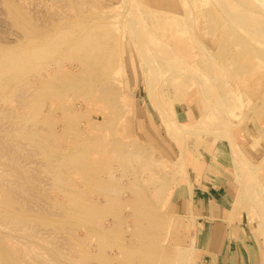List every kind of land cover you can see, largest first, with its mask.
Instances as JSON below:
<instances>
[{"label": "rangeland", "instance_id": "1", "mask_svg": "<svg viewBox=\"0 0 264 264\" xmlns=\"http://www.w3.org/2000/svg\"><path fill=\"white\" fill-rule=\"evenodd\" d=\"M138 1H140V7H143L144 5L145 7H147L144 12L142 10L134 8L136 13L138 10L139 13H137V15L140 14L141 18L139 16L137 17L133 8L130 6L129 0H0V57L1 55L18 56L24 53L23 51H26V49L29 47L30 39L39 40V37H42L43 35L41 30H43L45 27L53 29V25L60 24V22L62 21V23H66V21L76 22L78 19L88 20L92 18V15H100L103 11L106 13V17H108L109 21V25L107 24L106 28L110 29L109 31H111L117 37L115 41H117L120 36V38H122V35H125V44L123 45H127L129 47L128 51L136 57L135 61L133 60L134 70L128 71V75L126 68L124 69L125 73L124 71H122L121 73V69H116L113 73H111L112 76L108 74V76L110 77H104H107L106 82H96V84L93 85L94 87L92 86L91 88L83 90L82 93H80L79 95L76 94L77 91L72 88V86L67 85L61 89L63 90L62 92H46L37 95L36 93H31V91H29V87L27 85L29 78L27 77L28 75L25 71H22L21 77H19L18 74L15 77L10 78L11 75L14 76L15 74L8 73V66L6 68L4 67V70L3 68L0 69V215L1 217H7L8 219H16L15 221H22V223H27L29 226V233L28 231L25 233L26 237L25 234L21 235L22 238L20 239V241L17 242L15 241V239H7L8 244H10L16 249L18 248L20 264H77L78 262H75L74 260H76V257L78 256L80 251V254L82 255L83 259L82 264H140V262L143 261L144 257L150 258L151 256V258H153V264H189L190 261L193 262V257H195L196 253L193 247H191V249H188L186 248V246H184L186 240L185 236L183 235L184 238L182 239V241H180V246H177V244L172 241L173 236H175L177 233L179 234L180 232L183 234V230L188 229L185 224H189L190 221L187 217L172 214L170 210V205L175 196L180 191H182V188L184 186L186 187L190 185L189 171L192 170V164L197 159L213 161L215 160L213 155H215L216 153L228 157V164L229 166L231 165V171L233 172L232 179L230 178V181L232 187H234L233 190H235L236 193H240V180L242 181L244 177H256L257 188L254 191L255 196L252 193V197L244 196V198L241 199V196L237 193L236 203L237 208L242 209L248 216L250 223L253 226L255 225L259 233L263 248L262 254H264V225L262 223V218H260V210H258L257 203L255 202V200L257 199H255V197H258L260 200L262 198L264 199V167H261L259 169V172L257 173L258 177L255 175H249L246 177V175L244 176V170L240 171L232 160V150L233 148H236L245 157V159L247 157L245 161H247V165H252L250 167H254L257 164L256 160H259L260 157L261 159L258 161V165L262 166V164H264V162L261 161L263 160L262 155H264V134L260 131L264 129V108H262L263 111L260 112V114L259 112L255 113L253 111L255 110V108L258 107L259 102L262 105V100L259 101V98H261L260 96L263 95L262 93H264V90L263 92H261V94H258L257 90L254 89L256 88L255 82L264 84V56L262 55L260 57L257 55H253V62L256 64H262V67L256 70L245 68L243 65H246L244 64L245 61H247L248 63V59H245L246 56L244 58L239 56L243 53L241 51L243 50L241 48H244V46H242L244 45L242 44L243 42H246L247 47L252 45L251 48L248 47L252 52L257 51L262 52L264 54V36L259 34V37L257 38L256 35H252L253 38L251 39V35L248 34L250 36H247V34L245 33L248 31H246L248 27L252 28L251 25L256 26V24L260 21L259 19L262 20V18H264V6H262V4L259 2H256V4L255 2L252 3L250 2V0H248V3L245 2L246 4H244V1H242L241 3V1L238 0H234L233 3L230 0H227V3L226 0H220V2L218 0V3L217 0H198V2L197 0H187L189 1V3H187L189 4V9L194 10L196 7H198V9H195V12L199 10L206 11L195 14V18L192 20V22L183 26L184 30H187L180 31L179 33L180 35L182 34L183 39L186 40V42L182 44L183 39L182 36H180L179 34L177 35V37H179L177 39H179L181 43H177V39L173 42L171 41L170 35L172 34H169L171 32V29L165 28L163 24L169 20L170 15H172L173 13L177 14V10H179L180 13L183 12V9H181L183 7V2L181 4V1L178 0L180 4L178 2L174 4V6L172 7V11H170L172 14H167L165 18H162L161 15L158 14H161V11L167 8L166 5L157 2H153V5H149L146 0H142L143 2L141 0ZM223 1H225L224 4H227V7L229 6L228 1L229 4L230 2L231 4H233L234 8L230 6L228 7L230 9L232 7V9L237 10L238 8L236 6H242L241 8H243L244 6L243 9L245 11L247 10L250 14H246L247 12L244 13V10L241 9L243 10L242 14L236 13V15L239 14V16L235 15V17L240 20L237 22L234 15H231V13H229H233L234 10H230L227 7H224V10L223 8L221 9L220 5L223 4ZM261 1L264 3V0ZM141 2L142 4H140ZM218 4L219 6H217ZM224 4L222 5V7L224 6ZM234 4H236V6ZM247 6H252L254 9L252 7L247 8ZM159 9L161 10L159 11ZM250 9H252L253 11ZM239 11L240 10L235 12ZM132 12L135 15L132 14ZM226 13L228 15L230 14L229 16H232L234 18L229 17ZM113 14H115V16ZM150 14L152 15V17L155 15L154 18L155 20L157 19V21L153 20L154 22H156V25L154 26L157 29L155 28V31L150 32V34L152 33L151 36L149 34L148 36H150L151 38L158 37L159 39L163 40L164 42L159 39L155 40L153 38L155 40L154 42H157L158 45H163V43L166 45L165 48L167 51L164 50L163 53L167 54L168 56L166 55V57H164L165 55L160 52L163 51L162 48L164 47V45L162 46L161 50H159L158 47L160 48V46H158L156 43H152L154 47L152 45H149V48L151 49L152 47V49H157L158 52L157 50H153V52H160L162 53L161 55H163V57L159 59V57H157L158 54L153 53L150 50V52H152L151 54L154 55H152L153 57L150 59L146 58V61L147 65L151 64L150 67L149 65L148 67H152L153 70L154 66L157 64V67L155 66L156 68L154 70L156 74L153 73L154 71L152 69L151 71L152 75L154 74V77L155 75L157 77V73L160 75V78L157 80V84L160 86L161 91H169L171 90V88V91H174V95L170 94V101L168 100L171 106L173 105V109L175 107L176 111L174 113L176 116L174 117L177 118L178 114L180 117H183L187 113L188 103L190 102L202 101L203 107L206 109L208 106L207 111L209 110L207 113L204 109L206 116L203 113V120L199 119L198 122V119H196L191 124V128L188 127L185 128L186 130L184 129L185 132L183 133L181 140L176 139L173 136L168 139L166 136V130L164 128L165 125L163 124L161 116L158 112L154 113L152 111L153 104L151 103V100L147 93V87L145 85V82L143 81V75L145 73H143V65L141 64H143L144 62L140 57V52L133 47L132 42L128 38V36L130 37V34H132L131 36H134V26L135 24H138L137 21L142 20L144 16L149 17ZM252 14H257V16L255 17H258L259 19H254V15L252 16ZM156 15L160 17H156ZM246 15L248 16L246 17ZM250 15L252 18L250 17L249 19L248 17ZM130 17H133L132 19L135 18L137 21H135V19L132 20ZM244 19L245 23L247 24L244 23ZM256 19H258L259 21H257ZM130 20L135 23H132ZM254 20H256L257 22ZM250 21L252 23H250ZM254 23L256 24L254 25ZM260 23L259 26L264 27V22L260 21ZM190 24L194 26V29L192 28L191 32H193L194 30L195 33L190 32ZM244 24L247 26V28ZM114 25L116 27H113ZM200 25L205 27L207 38H200L199 47L196 42L197 39L193 38L192 36H197L196 26ZM238 25H242V27ZM187 26L189 29L187 28ZM143 27L146 28L145 25H143ZM130 31L133 33H131ZM164 31L166 32V34ZM182 32H184V34ZM189 32L192 36L189 35ZM153 33L155 36L153 35ZM168 36L170 38L169 40L167 39ZM238 37H242V39L240 38L241 44L239 43ZM191 38H193V40L196 39L194 40L195 42L193 41V44L192 40H190ZM247 38L248 41L252 40V44L250 41H247ZM175 44H185L187 48L183 51V53L181 51L179 53ZM211 44H213L212 47ZM217 44L223 47V49L221 50L222 54H217V56L214 57L211 55V49L215 45L217 46ZM123 45H121L122 47L120 51V53L122 54L124 53ZM155 46L158 47L156 48ZM172 47H175L176 51H174ZM204 48L207 50V52ZM239 48L241 50H239ZM194 49L199 51L200 56L197 55L198 52L196 53ZM192 50L196 54L191 53ZM201 54H204L203 57H205L203 59L205 60L201 59ZM209 54L211 55V57ZM226 55L228 58L226 57ZM196 56L199 57L197 58ZM154 57H157L158 61L157 59H154ZM172 57L175 59H173ZM178 57L179 59H184L180 60H182V64L186 63V67L184 65L181 66L180 60H176L178 59ZM206 57L208 58V60ZM163 58L168 59L170 65H167L168 63ZM44 60L43 62L35 63V72L30 75L34 78V80H39L38 78L41 75L44 76L43 74L46 75V73L47 75L49 73V75H51L53 72H57L58 74H60L69 71L70 68H72L70 70L71 72L78 69L77 62L72 59H62V64L60 66L52 58L45 60H48V62H46L47 64ZM211 60L215 63L217 62L220 68L225 65V69L222 68V72L220 71L221 74L223 73L222 75H224L225 73L227 74H225L223 79H221L223 76L221 77L220 74H218L221 77L220 78L218 76L221 80H215V78H217V75L215 76V74H217L216 72H218L217 70H219V68L217 67L218 65L215 63L214 65ZM227 60L228 62H225L224 64V61ZM152 61H154V66ZM189 61H191L190 64ZM193 61L195 62L194 64H196L198 61V64L192 65ZM159 63V66L161 67H158ZM211 63L216 67V69H218L212 70L214 66L211 65ZM177 64H179V66ZM190 65L191 69L194 67V69H192L194 70V75H192V70H188L190 69ZM175 67L182 68H177V71ZM157 68L159 70L158 72H156ZM184 68L185 70L190 71L189 73H186V76H184L185 74H183ZM199 68H201L200 71ZM207 68L212 69L208 70ZM166 69H168V73ZM170 69L173 71H171ZM227 69L229 71H227ZM232 70H234L235 73L237 72L236 76L238 77V79L236 78ZM151 71L148 72V74H151ZM160 71L161 74H164L166 72L167 75L166 73L164 75H161L159 73ZM213 71L215 74L213 73ZM134 72H136V75L133 74ZM201 73H203L204 76L207 74L205 77H207L208 79L211 73H213L214 75L211 74V79L207 81V78L203 79V75H201ZM228 74L230 76H234H229L228 78ZM22 75L26 78H23ZM170 75L174 76L173 79H169ZM144 76H146V74ZM162 76H164L165 78L163 77L161 79ZM193 76L195 77V79ZM213 76H215L214 79ZM199 77L201 78V80H199ZM12 78L13 80H11ZM14 78H17V84H15L16 80ZM18 78H20V81L18 80ZM124 80L126 81L125 84L123 83ZM128 80L132 81L129 82ZM159 80H162L164 82L167 80L169 82H167L166 85V82L163 83ZM171 80L174 83H171ZM214 81H216V83ZM161 82L165 85H162ZM175 82L177 84H175ZM225 82L228 85V89ZM206 83H211V86L209 84L207 85ZM107 84L112 86V90L113 88H115V97H111V93L108 87L107 89L103 90L105 88V85ZM201 85L203 86L202 88ZM162 86H164L165 88H163ZM209 86L211 87V90L213 88L212 91L208 89ZM236 87L237 90H235ZM176 88L177 91H175ZM222 88H224L225 91L223 90V92L225 93H222ZM121 89L123 90V92H121ZM226 89L229 92H227ZM233 90H235L236 92ZM102 91L108 92L110 94L108 97L109 103L103 100L102 97L105 95L102 94ZM234 92L237 98L236 100L235 97H231V94H233ZM245 93L248 94L245 95ZM117 94L119 95V97ZM205 94H208V97ZM223 94L228 98L223 97ZM243 94L245 96H243ZM28 96L31 98H29ZM165 96L167 97L168 94ZM204 96L207 98H204ZM220 96L222 97L219 98ZM241 96L242 99L239 98ZM110 97L114 100L116 98L115 103H118L120 107L122 105V109L120 108L118 110L114 108V106L111 104V99H109ZM214 98H216L217 100ZM237 100H239L240 102ZM217 101H219L220 103L222 101L223 106H220L222 105V103H219V105L218 103L215 104V102ZM233 101L237 102L233 103ZM225 102H228V104L226 103L225 105L226 107L224 106ZM227 105L230 107H228ZM136 108L143 110L149 117L152 111L154 117L156 118L155 121L157 122L158 127L163 128V134L165 135L166 139H168V141L170 140V142L168 143L175 151L174 154L176 156V159H174V163L172 161L166 162V158H163L164 155H162L158 151V147H154L153 145H151L143 137L140 136L138 130H134V124L136 125L137 116L138 114L140 115V112L137 111L138 109L136 110ZM116 110L117 112H119L117 113ZM219 110L220 112H218ZM224 110H226L227 112ZM228 110L233 111L229 112ZM216 112L218 113L216 114ZM222 112L224 113L225 117ZM220 113L222 118L219 115ZM115 115H117V117ZM217 116H219L220 118ZM223 118L225 120H223ZM91 121L93 123H91ZM221 122L224 123L222 124ZM225 122L226 124L228 122V124L231 125L229 126L230 128L228 127V124H225ZM221 124L223 126H221ZM223 127H226L225 129H227V131H225L228 134L230 132H233L230 133L229 136L227 135V138L230 142L226 139V137H224L227 133L225 135H222ZM128 128L133 129L131 131ZM213 128H215L216 133H214L215 131ZM230 129H232V131ZM218 130L220 135L217 133ZM246 132L249 133V138L246 136ZM243 136L245 139L243 138ZM78 141L88 142L85 144V146H75L76 148L73 149L74 145ZM254 142L262 143L261 148L259 149V155L257 154L253 158L248 155L247 149L251 147V145H253L252 143ZM180 144L182 145L180 146ZM145 145H147L148 148ZM138 147L143 149H137ZM115 152L119 153L120 155ZM78 153H85V155H87L88 161L92 162H90V166L84 168L83 171L80 167L72 163L74 160V156H76ZM127 153H130L132 155ZM126 154L128 155V157H126L127 159L125 158ZM133 154L140 156V158L136 156L138 158L137 159L134 155L137 161H139V159L143 157L141 159L142 162L140 160L134 165L133 162L135 163V158L133 157ZM112 156H114L117 161L123 158L122 160H120V163L122 164H120L116 160L114 161L115 158L113 159ZM129 156L132 158V164L128 161L130 160ZM143 159L145 160L144 162ZM126 160L129 162V165ZM148 160H151L156 164L152 162V165L150 164V162H148ZM133 165L134 168L136 166L137 167L135 168V170H132V173L131 169L129 168L133 169ZM147 166L150 170L147 169ZM90 167L92 169H90ZM109 167L110 169H108ZM178 168L180 171L181 169H183L184 172L181 171V173L183 172L182 175L179 170L178 172L177 170H174ZM99 169L101 171H98ZM205 170L206 169L203 168L199 172L204 173ZM134 171L136 172V176L138 175L137 177L135 176ZM95 172L99 173L96 174ZM113 175L115 177H113ZM236 175H239L238 177H241L242 179L239 178L240 180L238 181ZM95 176H97L99 179H97V177L95 179ZM108 177H110V180H112V182L109 181ZM90 178L91 180H88ZM105 179L108 180L105 182ZM150 182H153L154 184H151ZM11 185H17L18 187L20 186V192L23 189L24 193H18L17 191L16 194L15 192H13V195L11 194L12 202L7 203L6 200L3 198L2 192L6 193L8 187H10ZM107 189H113V192L115 191V193H112ZM155 189L158 190L156 191ZM80 190L82 191L80 192ZM154 190L158 193H155ZM253 201L255 203H253ZM143 208L146 211L143 210ZM140 209H142L145 213L142 214V216H137L138 210ZM86 211L90 213L89 219L91 220L92 218V225L86 223H81V225H77V221L80 222L81 219L84 220L83 217L85 218L86 215L84 214L86 213ZM91 216H93L94 218ZM126 221L129 224H125ZM131 221H133L134 223ZM130 223H132V225ZM138 225L141 228H138ZM105 228L109 229L107 230L108 232H105ZM8 229L10 228H4V226L0 224V235H13L14 232ZM30 234H33L35 236L33 237ZM13 236L16 237L15 234ZM142 237L144 238V240H148V242L154 244H150L152 250L150 248L148 249L147 247L146 249L138 247V244L136 243L138 242V239H142ZM108 239H111L110 242L113 240L112 243H110ZM131 241L133 243H131ZM126 245L130 246L126 247ZM25 247H31L33 251L30 252V250H28V252H25ZM55 248L58 251H56ZM168 249H173L174 254H169ZM51 251L53 252V254ZM127 251L134 252L132 254V258L126 257ZM161 254L162 257L160 258ZM174 258H177L176 261L174 260ZM159 259H161L160 262H158Z\"/></svg>", "mask_w": 264, "mask_h": 264}, {"label": "bare ground", "instance_id": "2", "mask_svg": "<svg viewBox=\"0 0 264 264\" xmlns=\"http://www.w3.org/2000/svg\"><path fill=\"white\" fill-rule=\"evenodd\" d=\"M142 1V0H141ZM147 1V3L149 4V5H153L154 3L153 2H157V3H160V4H164V5H166L167 6V8L165 9V10H163V11H161L162 13L161 14H158V15H161V17L162 18H165V16L167 15V14H172L170 11H172V7L174 6V4H176V2H178V0H146ZM179 1H181L180 3L182 4V2H183V4H182V8L181 9H183V12L182 13H180L179 12V10H177V14H172V15H170V18H169V20L167 21V22H165L164 24H163V26L165 27V28H169V29H171V32L169 33V34H172V35H170V37H171V41L173 42L174 40H176L177 38H179V37H177V35L180 33V31H183L184 30V27L183 26H185V25H187V24H189V23H191L192 22V20L195 18V14H197V13H199V12H205L206 10H202V11H197V12H195V9H198V7H196L194 10L193 9H189V4H187V3H189V1H187V0H179ZM203 1V0H202ZM232 3L234 2V0H230ZM238 1H241V3H242V1H244V4H246L245 2H249L248 0H238ZM139 2L140 1H138V0H129V3H130V6L133 8V10H134V8L135 9H139V10H142L143 12L145 11V9H147V7H145V5L143 6V7H140L139 6ZM143 2V1H142ZM142 2L140 3V4H142ZM197 2H198V0H197ZM216 2V1H215ZM219 2H220V0H219ZM231 2H230V4H231ZM250 2H255V4H256V2H259V3H261L262 4V6H264V3L261 1V0H253V1H251L250 0ZM179 3V2H178ZM179 3V4H180ZM205 3V2H204ZM208 3V2H207ZM217 3H218V0H217ZM217 3H215V4H217ZM225 3V1H223V4ZM226 3H227V0H226ZM200 4V3H199ZM223 4H221L220 6H221V9L223 8V10L227 7V4H224V6L222 7V5ZM229 4V1H228V7H230V6H232L233 8H234V6H233V4H231L230 5ZM254 4V5H255ZM261 4H259V5H261ZM235 6H236V4H234ZM247 5H249V4H247ZM251 5V4H250ZM257 5H258V3H257ZM129 6V7H130ZM212 6V5H211ZM217 6H219V4L217 5ZM115 7V6H114ZM130 7V8H131ZM225 7V8H224ZM227 7V8H228ZM232 7H231V9H232ZM238 9L236 10V9H232V10H234V12L232 13V12H229V13H231V15H234V17H235V15H236V13H240V14H242V11L244 10L243 8H244V6H243V8H241V7H238V6H236ZM248 7H252V6H247V8ZM152 8V7H151ZM246 8V9H247ZM253 8V7H252ZM106 9V8H105ZM153 9H155V8H153ZM164 9V8H163ZM228 9H230V8H228ZM230 9V10H231ZM241 9H243V10H241ZM254 9V8H253ZM111 10V9H110ZM131 10V9H130ZM155 10H157V9H155ZM161 9H159V11H160ZM223 10H221V11H223ZM227 10V9H226ZM225 10V11H226ZM238 10H240L239 12H235V11H238ZM250 10H252V9H250ZM83 11V10H82ZM102 11V10H101ZM100 11V12H101ZM174 11H175V9H174ZM253 11V10H252ZM96 12V11H95ZM134 12H135V10H134ZM143 12H141V13H143ZM157 12V11H156ZM244 13H246V14H250L247 10L245 11H243ZM87 13V12H86ZM85 13V14H86ZM110 13V12H109ZM136 13V12H135ZM137 13H139L138 12V10H137ZM137 13H136V15H137ZM145 13H147V12H145ZM144 13V14H145ZM223 13V12H222ZM227 13H228V11H227ZM226 13V14H227ZM243 13V14H244ZM108 14V13H107ZM132 14H134L133 12H132ZM131 14V15H132ZM225 14V15H226ZM114 16H115V14H113ZM129 15V14H128ZM135 15V14H134ZM133 15V16H134ZM147 15V14H146ZM228 15V14H227ZM230 15V14H229ZM228 15V16H229ZM245 15V14H244ZM243 15V16H244ZM248 15H246V17L248 16ZM254 14H252V16H253ZM82 16V15H81ZM94 15H92V18H90V19H88V20H80V19H78L76 22L74 21V22H67L66 21V23L64 22V23H62V22H60V24H55V25H53V29L52 28H47V27H43L44 29L43 30H41L42 31V33H43V35H42V37L40 36L39 37V40H34V39H30V42H29V47L26 49V51H23L24 53H22V54H20V55H18V56H15V55H5V56H3V55H1V57H0V69L1 68H3V70H4V67L6 68L7 66L9 67V69H8V73H12V74H15L14 76L13 75H11V74H9V75H11L10 76V78L11 77H15L16 75H18L19 77H21V74H22V71H25L26 72V74L28 75H26L28 78H29V80H28V83H27V85H28V87H29V91H31V93H36L37 95H40V94H43V93H46V92H58V91H63V90H61L64 86H72V88H74L76 91H77V95H79L80 93H82V91L83 90H85V89H88V88H91L94 84H96V82H106V78H104L105 76H108V74L109 75H111V73H113L114 72V70H116V69H121V73H122V71H124V69L126 68L127 69V75H128V71H132V70H134V67H133V60L135 61V59H136V57H135V55H133V54H131L128 50H129V47L127 46V45H123V44H125L124 43V39L126 38V36L125 35H122V38H120V40H119V38L117 39V41H115L116 40V36L111 32V31H109L110 29H108V28H106V25L109 23V21H108V17H106V13L103 11L100 15H96L95 14V16L93 17ZM140 17L141 18V16H140V14L139 15H137V17ZM142 16H144V15H142ZM236 16H239V14L238 15H236ZM255 16H257V14L256 15H254L253 17H254V19L255 18H258V17H255ZM258 16H260V15H258ZM112 17V16H111ZM136 17V16H135ZM155 15L152 17V15L150 14V16L148 17H143V19L142 20H140V21H137L135 18V21H137L138 22V24H135V26H134V36H131L132 34H130V37L128 36V38H129V40L132 42V45H133V47L135 48V49H137L139 52V54H140V57L142 58V60H143V64H141V65H143V73H145L146 74V76H144L143 74V81L145 82V85H146V87H147V93H148V96H149V98H150V100H151V103L153 104V112L154 113H156V112H158L159 113V115L161 116V119H162V121H163V124L165 125V130H166V136H167V138L168 139H170V137H174V138H176V139H182L181 137L183 136V133L185 132V128H188V127H192L191 126V124L196 120V119H198V122H199V119L201 120H203L204 119V117L202 118V116H204L205 115V111L208 113V111H207V108H208V106H207V108L205 109L204 107H203V102L202 101H197V102H190V103H188V110H187V113L183 116V117H180L179 116V114H178V117L177 118H175L174 116H176L175 115V107H174V109H173V105L171 106V104H170V94L172 95H174V91L172 92L171 90H172V88H171V90H164V91H161V89H160V86L157 84V80L160 78V75L157 73V77H156V75H155V77H154V74L152 75V71H151V69L153 70V68L151 67V68H149L150 67V65L151 64H148L149 65V67H148V65H147V59L146 58H152L153 56L152 55H154V54H151L152 52H153V50H155V49H152V47H151V49L149 48L151 45H152V43H156L157 45H158V43L157 42H154L155 40H157V39H159L158 37L157 38H154V37H150L151 36V34H150V32H152V31H155V26L154 25H156L155 23L156 22H154V21H157V19L155 20ZM156 17H160V16H157L156 15ZM229 17H231V18H234V17H232V16H229ZM250 17H251V15L248 17L249 19H250ZM262 17V16H261ZM73 18V17H72ZM84 18V17H83ZM131 18V17H130ZM133 18V17H132ZM131 18V19H132ZM252 18V17H251ZM134 19H132V20H134ZM230 19V18H229ZM235 19L237 20V22L238 21H240V20H238V18H236L235 17ZM259 19V18H258ZM256 19L257 21H263L264 22V18H262V20L261 19ZM132 20H130L132 23H135V22H133ZM154 20V21H153ZM234 20V19H233ZM235 20V21H236ZM256 20H254V21H256ZM72 21V20H71ZM111 21V20H110ZM160 21V20H159ZM244 21V23H245V19L243 20ZM252 21H253V19H252ZM256 21V22H257ZM260 21H259V23H260ZM127 22V21H126ZM141 22V23H140ZM153 22H154V24H153ZM111 23V22H110ZM131 23V24H132ZM242 23V22H241ZM250 23H252L251 21H250ZM259 23H254V25L256 24V26H253V25H251V27L252 28H247V26L245 25V24H247V23H245L244 25L246 26V31L247 32H245L246 34H247V36H250L251 35V39L253 38L252 37V35H256L257 36V38L259 37V34L260 35H263L264 36V27H262V26H259ZM262 23V22H261ZM261 23H260V25H261ZM114 24V23H113ZM127 24H129V23H127ZM237 24V23H236ZM264 24V23H263ZM109 25V24H108ZM112 25V24H111ZM143 25H145L146 26V28L145 27H143ZM159 25V24H158ZM32 26V25H31ZM132 26V25H131ZM193 25H191L190 24V27H191V29H190V32L192 31V28L194 29V26L192 27ZM238 26H240V27H242V25H238ZM249 26V25H248ZM110 27V26H109ZM113 27H116L115 25L113 26ZM112 27V28H113ZM120 27H121V24H120ZM123 28V27H122ZM133 28V27H132ZM186 28V27H185ZM187 28H188V26H187ZM40 29H41V27H40ZM105 29H108V30H105ZM116 29V28H115ZM131 29V28H130ZM157 29V28H156ZM189 29V28H188ZM241 29V28H240ZM164 30V29H163ZM176 30V31H175ZM185 30H187V29H185ZM184 30V31H185ZM35 31H37V30H35ZM114 31V30H113ZM132 31V30H131ZM130 31V32H131ZM242 31V30H241ZM34 32V31H33ZM157 32V31H156ZM165 32V31H164ZM177 32V33H176ZM188 32V31H187ZM190 32H189V35H190ZM131 33H133V32H131ZM183 34H184V32H182ZM191 33H195L194 32V30H193V32H191ZM196 33H197V36L195 35V36H192V35H190V36H192L193 38H196L197 39V44H198V46L200 47V38L202 39V38H204V39H206L207 37H206V32H205V27L204 26H202V25H200V26H196ZM235 33V32H234ZM136 34V35H135ZM137 34H139V35H137ZM148 34L150 35V36H148ZM156 34V33H155ZM165 34H166V32H165ZM248 34H250V35H248ZM127 35V34H126ZM153 35H154V33H153ZM152 35V36H153ZM180 35V34H179ZM186 35V34H185ZM245 35V34H244ZM243 35V36H244ZM137 36V37H136ZM147 36H148V38H147ZM155 36V35H154ZM180 36H182V34L180 35ZM187 36V35H186ZM255 36V37H256ZM246 37V36H245ZM155 40H154V39ZM162 38V37H161ZM189 38V37H188ZM187 38V39H188ZM193 38H191L190 40H192V44H193V41L194 40H196V39H194L193 40ZM239 39V43H240V40L242 39V37H238ZM241 38V39H240ZM248 38H250V37H248ZM248 38H247V41H248ZM163 39V38H162ZM166 39V38H165ZM168 40L170 39L169 38V36H168V38H167ZM182 39H183V36H182ZM181 39V40H182ZM119 40V41H118ZM159 40H161V39H159ZM184 40V39H183ZM183 40H182V44L183 43H185L186 42V40H184V42H183ZM190 40H188V41H190ZM161 41H163V40H161ZM250 42L252 41V40H249ZM248 41V42H249ZM159 42V41H158ZM164 42V41H163ZM167 42H169V41H167ZM176 42V41H175ZM174 42V43H175ZM181 43L180 41H179V39H177V43ZM195 42V41H194ZM173 43V44H174ZM189 44V43H188ZM191 44V43H190ZM195 44V43H194ZM241 44V43H240ZM242 44H244V45H242V46H244V48H241V49H243V50H241L240 48H239V50H241L240 52L242 53V54H240L239 56L240 57H242V58H244L245 56V59L247 58L248 59V63H247V61H245L244 62V64H246V65H243L245 68H250V69H254V70H256V69H260L261 67H262V64H256V63H254L253 62V60H254V56L253 55H257V56H264V54L262 53V52H257V51H251L250 50V48H251V46L252 45H250V46H248V47H250V48H248L247 46H246V42H243ZM251 44H252V42H251ZM121 45H123V47H124V53L122 54V53H120V51H121ZM150 45V46H149ZM155 45V44H154ZM164 45V47L162 48V46ZM163 45H158V46H160V48L158 47V49L159 50H161V48L163 49V51H160V52H164V50H166V45L163 43ZM176 45V44H175ZM153 46V45H152ZM177 47V50L179 51V53H180V51L183 53V51L187 48L186 47V45L184 44V45H179V44H177L176 45ZM213 46V44H211V47ZM255 46V45H254ZM154 47V46H153ZM156 47V46H155ZM156 47V48H157ZM215 47V48H214ZM211 50V55L212 56H217V54H222V49H223V47L222 46H220V45H218L217 44V46L215 45ZM165 48V49H164ZM173 48V47H172ZM192 48V47H191ZM255 48V47H254ZM174 49V51H176V49H175V47L173 48ZM205 49V48H204ZM258 49V48H257ZM150 50L152 51V52H150ZM157 50V49H156ZM155 50V51H156ZM172 50V49H171ZM200 50V49H199ZM202 50V49H201ZM206 50V49H205ZM153 52V53H156V52ZM167 51V50H166ZM165 51V52H166ZM173 51V50H172ZM187 51V50H186ZM194 51L197 53L198 52V54L197 55H199L200 56V54H199V51H197V50H195L194 49ZM248 51V52H247ZM137 52V51H136ZM157 52H158V50H157ZM156 53V54H158V56L157 57H159V59L161 58V57H163V55H165L164 57H166V55L167 54H164L163 53V55H161L162 53ZM169 52V51H168ZM191 52V51H190ZM195 52H193V50H192V52L191 53H194V54H196ZM206 52H207V50H206ZM169 53H171V52H169ZM174 53H176V52H174ZM251 53V54H250ZM172 54V53H171ZM178 54V53H177ZM206 54V53H205ZM260 54V55H259ZM161 55V56H160ZM184 55V54H183ZM202 55V58L201 59H203L204 57H203V55L204 54H201ZM210 55V54H209ZM211 55H210V57H211ZM149 56H151V57H149ZM168 56V55H167ZM179 56V55H178ZM198 56V57H199ZM157 57L155 58L154 57V59H157ZM180 57H181V54H180ZM185 57V56H184ZM187 57V56H186ZM197 57V56H196ZM197 57V58H198ZM209 57V58H210ZM226 57H227V55H226ZM54 59L56 62H57V64L60 66L61 64H62V59H72V60H74V61H76L77 62V64H78V69H76L75 71H70L72 68H70V72L69 71H66V72H63V73H60V74H58L57 72L56 73H52L51 75H47V73H46V75L45 74H43L44 76H40L38 79L39 80H34V78L32 77V76H30L31 74H33V72H35L34 70V65H36L35 63H37V62H43V60L45 59ZM171 58V57H170ZM173 58V57H172ZM207 58V57H206ZM228 58V57H227ZM227 58H225V59H227ZM140 59V58H139ZM138 59V60H139ZM154 59H152V60H154ZM163 59H165L166 60V62L168 63L167 65H170L169 63V61H168V59H166V58H163ZM173 59H175V58H173ZM180 59H182V58H180ZM179 59V57H178V59H176V60H180ZM193 59H194V57H193ZM44 60V61H45ZM175 60V61H176ZM182 60H184V59H182ZM182 60H180V63H181V66L182 65H184L185 67H186V63L185 62H183V63H185V64H182ZM197 60V59H196ZM199 60V59H198ZM203 60H205V59H203ZM207 60H208V58H207ZM54 61V62H55ZM157 61H158V59H157ZM159 61H161V60H159ZM195 61V60H194ZM193 61V63H192V65L196 62H194ZM46 62H48V60L47 61H45V63ZM142 62V61H141ZM140 62V63H141ZM149 62V61H148ZM156 62V61H155ZM172 62H173V60H172ZM190 62L191 61H189V64H190ZM200 62V61H199ZM207 62V61H206ZM211 62H213L212 60H211ZM225 62H228V60L227 61H224V64H225ZM150 63V62H149ZM152 63H153V66H154V61H152ZM178 63V62H177ZM209 63V62H208ZM215 62H213V64H214ZM223 63V62H222ZM19 64H21V65H19ZM47 64V63H46ZM156 64V63H155ZM196 64H198V61H197V63ZM196 64H194V65H196ZM200 64V63H199ZM202 64V63H201ZM212 63H211V65H213ZM215 64H217V62L215 63ZM214 64V65H215ZM157 65V64H156ZM155 65V66H156ZM160 65V63L158 64V67H161V66H159ZM178 66H179V64H177ZM207 65H209V64H207ZM213 65V66H214ZM218 65V64H217ZM216 65V66H217ZM221 65V64H220ZM154 66V70H155V68L157 67H155ZM175 66H176V64H175ZM189 66V65H188ZM204 66H205V64H204ZM212 66V67H213ZM225 66V65H224ZM224 66H222V68H224ZM43 67V66H42ZM75 67V66H74ZM77 67V66H76ZM149 68V70H148V68ZM197 67V66H196ZM195 67V68H196ZM200 67V66H199ZM208 67V66H207ZM218 68H219V70H217L216 69V67L214 66V68L212 69V68H209V69H212V70H214V69H216L218 72H216L217 74H215L214 73V71H213V73L215 74V76L217 77V78H215V76H213V79L215 78V80L216 81H218V79H220L222 76V78L221 79H223L224 78V76H225V74L224 75H222L221 74V72H222V68H220L219 67V65L217 66ZM163 68V67H162ZM167 68H170V67H167ZM176 69L177 68H179V67H175ZM180 68H182V67H180ZM179 68V69H180ZM187 68H189V67H187ZM45 69H46V67H45ZM48 69V68H47ZM165 69V68H164ZM172 69V68H171ZM170 69V70H171ZM174 69V68H173ZM192 69H194V67L192 68ZM191 69V65H190V69H188V70H192ZM198 69V68H197ZM200 69L201 68H199V71H200ZM208 69V68H207ZM208 69V70H209ZM225 69V68H224ZM119 70H118V73H119ZM153 70V71H154ZM163 70V69H162ZM161 70V71H162ZM168 69H166V71H167ZM183 70V69H182ZM188 70H185V68H184V73L183 74H185L184 76H186V73H189L190 71H188ZM212 70H211V72H212ZM55 71V70H54ZM151 71V74H148V72H150ZM159 70H158V68H157V71L156 72H158ZM161 71L159 72L160 74H161ZM165 71V70H164ZM171 71H173V70H171ZM170 71V72H171ZM177 71H178V69H177ZM177 71H176V73H177ZM221 71V72H220ZM227 71H229L228 69H227ZM233 71V73H234V75L236 76V73L234 72V70H232ZM232 71H231V73H232ZM21 72V73H20ZM25 72H23V73H25ZM60 72H61V70H60ZM115 72H117V71H115ZM169 71H167V73H168ZM39 73V72H38ZM41 73H42V71H41ZM120 73V74H121ZM124 73H125V71H124ZM153 73H155V71L153 72ZM166 73V72H165ZM164 73V74H165ZM167 73H166V75H167ZM203 73H205V72H203ZM203 73H201V75H203V79L204 78H207V77H205L204 76V74ZM206 73H207V71H206ZM209 73H210V71H209ZM213 73H211V74H213ZM5 74H6V72H5ZM40 74V73H39ZM115 74H117V73H115ZM114 74V75H115ZM134 75H136V72H134L133 73ZM156 74V73H155ZM163 74V73H162ZM161 74V75H162ZM163 74V75H164ZM172 74V73H171ZM174 74V73H173ZM191 74V73H190ZM195 73H194V70H192V75H194ZM197 74H200V73H197ZM196 74V75H197ZM211 74H210V76H211ZM213 74V75H214ZM218 74H220V76L218 75ZM239 74V73H238ZM1 75H3V74H1ZM169 75V74H168ZM175 75H177V74H175ZM189 75V74H188ZM227 75V74H226ZM234 75H231V76H234ZM240 75V74H239ZM238 75V76H239ZM5 76V75H4ZM17 76V77H18ZM23 76V75H22ZM112 76V75H111ZM116 76H118V75H116ZM171 76V75H170ZM169 76V79H173V77L174 76H171L170 77ZM181 76V75H180ZM179 76V77H180ZM183 76V75H182ZM191 76V75H190ZM210 76H209V79L207 78L206 80L207 81H209L211 78H210ZM220 78H219V77ZM229 74H228V78H229ZM230 76V77H231ZM7 77H8V75H7ZM108 77H110V76H108ZM120 77V76H119ZM134 77V76H133ZM164 76H162L161 77V79L163 78ZM178 77V76H177ZM188 77V76H187ZM186 77V78H187ZM194 77V76H193ZM23 78H26V77H24L23 76ZM22 78V79H23ZM115 78V77H114ZM155 78V79H154ZM165 78V77H164ZM226 78V77H225ZM236 78L238 79V77L236 76ZM240 78V77H239ZM15 79V78H14ZM17 79V78H16ZM15 79V80H16ZM22 79H21V81H22ZM33 79V80H32ZM117 79V78H116ZM127 79V78H126ZM181 79V78H180ZM193 79V78H192ZM194 79H195V77H194ZM220 79V80H221ZM11 80H13V78L11 79ZM14 80V81H15ZM18 80L20 81V78H18ZM111 80V79H110ZM113 80V79H112ZM168 80V79H167ZM162 81V80H159V81H162L163 83H165L166 85H167V82H169V81ZM177 80V79H176ZM176 80H174V81H176ZM199 80H201V78L199 77ZM241 80V79H240ZM114 81V80H113ZM129 82H131L132 80H128ZM172 81V80H171ZM197 81V80H196ZM213 81V80H212ZM216 81H214L215 83H216ZM17 80H16V83L15 82H13V83H15V84H17ZM161 82V83H162ZM178 82V81H177ZM198 82V81H197ZM228 82V81H227ZM237 82H239V81H237ZM255 82V81H254ZM124 84L126 83V81L124 80V82H123ZM162 83V85H165V84H163ZM171 83H174L173 81L171 82ZM213 83V82H212ZM215 83H213V84H215ZM226 83V82H225ZM256 83V85H255V89L254 90H257V93L258 94H261V92H263V90H264V84L263 83H258V82H255ZM175 84H177L176 82H175ZM207 84V83H206ZM209 85L211 84V83H208ZM207 84V85H208ZM231 84V83H230ZM120 85V84H119ZM206 85V86H207ZM216 85V84H215ZM214 85V86H215ZM226 85H227V83H226ZM232 85V84H231ZM240 85V84H239ZM121 86V85H120ZM169 86V85H168ZM167 86V87H168ZM171 86H172V84H171ZM170 86V87H171ZM211 86V85H210ZM208 87V89L209 90H211V87ZM213 86V85H212ZM225 86V85H224ZM235 86V85H234ZM94 87V86H93ZM107 87H108V89H109V91H110V93H111V97H115L116 96V91H115V88H113V90H112V86H110L109 84H107V85H105V88L103 89V90H105V89H107ZM163 88H165L164 86H162ZM203 86L201 85V88H202ZM233 87V86H232ZM239 87V86H238ZM162 88V89H163ZM200 88V89H201ZM225 88V87H224ZM224 88H222V93H225V92H223V90H224ZM241 88V87H240ZM93 89V88H92ZM118 89H119V87H118ZM170 89V88H169ZM227 89H228V85H227ZM226 89V91L227 92H229L228 90ZM233 89V88H232ZM91 90V89H90ZM173 90H174V87H173ZM203 90V89H202ZM212 90H213V88H212ZM211 90V91H212ZM235 90H237V87L235 88ZM235 90H233V91H235ZM175 91H177V88H176V90ZM204 91V90H203ZM202 91V92H203ZM225 91V90H224ZM232 91V90H231ZM241 91V90H240ZM103 92V91H102ZM121 92H123V90L121 89ZM236 92V91H235ZM235 92L233 93V94H231L232 96L231 97H235V100L237 99L236 98V96H235ZM248 92H249V90H248ZM13 93H14V91H13ZM22 93V92H21ZM209 93H210V91H209ZM102 94H104L105 96H103L102 98H103V100L104 101H106V102H108L109 103V101H108V97H109V93L108 92H103ZM168 94V96L166 97L165 95H167ZM213 94V93H212ZM237 94V93H236ZM248 93H245V95H247ZM263 95L262 96H260L261 98H259L260 100L259 101H261V103H262V105L260 104V102H259V105H258V107L257 108H255V110H253L255 113H258L259 112V114H260V112H262L263 111V109L262 108H264V93H262ZM23 95V94H22ZM32 95V94H31ZM30 95V96H31ZM114 95V96H113ZM118 95V94H117ZM122 95V94H121ZM120 95V96H121ZM176 95V94H175ZM207 97H208V94H205ZM214 95V94H213ZM212 95V96H213ZM221 95V94H220ZM226 95V94H225ZM240 95H241V92H240ZM244 94H243V96H245ZM102 96V95H101ZM215 96V95H214ZM227 96H229V95H227ZM29 97V96H28ZM109 98V99H111V104L114 106V108H116V109H120L121 107H123L122 105H121V107H120V105L117 103H115V101H116V98H115V100L113 99V98ZM118 97H119V95H118ZM117 97V98H118ZM207 97H205L204 96V98H207ZM216 97V96H215ZM222 96H220L219 98H221ZM223 97H225V98H228V97H226V96H224V94H223ZM29 98H31V97H29ZM96 98V97H95ZM173 98V97H172ZM174 98H176V97H174ZM239 98H241L242 99V96L241 97H239ZM238 98V99H239ZM244 98V97H243ZM113 99V100H112ZM213 99V98H212ZM214 99H216V98H214ZM231 99V98H230ZM169 100V101H168ZM211 100V99H210ZM217 100V99H216ZM224 100V99H223ZM244 100V99H243ZM135 101V100H134ZM213 101V100H212ZM227 101V100H226ZM237 101H239V100H237ZM236 101V102H237ZM245 101V100H244ZM99 102V101H98ZM105 102V103H106ZM169 102V103H168ZM229 102V101H228ZM228 102H225V104H224V106L226 105V103L228 104ZM235 101H233V103H236ZM240 102V101H239ZM78 103H80V102H78ZM218 103V105H219V101H217V102H215V104H217ZM221 103H222V105H220V106H223V102L221 101ZM220 103V104H221ZM232 103V104H233ZM170 104V105H169ZM258 104V103H257ZM231 105V104H230ZM56 106V105H55ZM103 106V105H102ZM228 106V105H227ZM257 106V105H256ZM226 107V106H225ZM228 107H230V106H228ZM232 107V106H231ZM96 108V107H95ZM112 108V107H111ZM221 108V107H220ZM40 109V108H39ZM103 109V108H102ZM113 109V108H112ZM122 109V108H121ZM124 109V108H123ZM138 109V110H137ZM204 109H205V111H204ZM222 109H223V107H222ZM225 109V108H224ZM228 109V108H227ZM226 109V110H227ZM256 109H258V110H256ZM136 110L137 111H139L140 112V115L138 114V116H139V118H138V116H137V119H136V125L134 124V127H135V131L136 130H138V132H139V134H140V136L141 137H143L147 142H149L151 145H153L154 147H158V151L162 154V155H164L163 156V158L165 157L166 158V162L167 161H174V159H176L175 157V154H174V150L172 149V147H171V145L168 143V142H170V140L168 141V139H166V137H165V135L163 134V128H160V127H158V125H157V122L155 121V117H154V115H153V113H152V111H151V115H150V117L143 111V110H141V109H139V108H136ZM226 110H224V111H226ZM114 111H115V109H114ZM229 111V110H228ZM230 111H233V110H230ZM229 111V112H230ZM241 111V110H240ZM38 112V111H37ZM102 112V111H101ZM112 112H113V110H112ZM116 112H117V110H116ZM119 112V111H118ZM117 112V113H118ZM218 112H220V110L218 111ZM218 112H216V114L218 113ZM227 112V111H226ZM250 112V111H249ZM253 112V113H254ZM33 113V112H32ZM115 113V112H114ZM203 113H204V115H203ZM206 113V114H207ZM213 113V112H212ZM212 113H211V115H212ZM223 113V112H222ZM228 114V113H227ZM241 114V113H240ZM103 115V114H102ZM210 115V114H209ZM220 115V117L222 118V116H221V113L219 114ZM223 115H224V113H223ZM255 115V114H254ZM109 116V115H108ZM107 116V117H108ZM116 117H117V115H115ZM124 116V115H123ZM206 116V115H205ZM228 116V115H227ZM230 116V115H229ZM243 116V115H242ZM34 117V116H33ZM212 117V116H211ZM217 117H219V116H217ZM216 117V118H217ZM219 117V118H220ZM224 117H225V115H224ZM258 117V116H257ZM256 117V118H257ZM32 118V117H31ZM227 118V117H226ZM255 118V117H254ZM208 119H209V117H208ZM134 120V119H133ZM223 120H225L224 118H223ZM50 121H52V120H50ZM221 121V120H220ZM115 122V121H114ZM161 122V121H160ZM219 122V121H218ZM229 122V121H228ZM228 122H227V124H228ZM256 122V121H255ZM258 122V121H257ZM262 122V121H261ZM91 123H93L92 121H91ZM116 123V122H115ZM211 123V122H210ZM222 124L224 123V122H221ZM95 124V123H94ZM103 124V123H102ZM117 124V123H116ZM200 124V123H199ZM203 124H205V123H203ZM221 124V126H223ZM225 124H226V122H225ZM226 124V125H227ZM80 125V124H79ZM112 125H114V124H112ZM144 125H145V127H144ZM194 125V124H193ZM255 125V124H254ZM86 126V125H85ZM84 126V127H85ZM87 126H88V124H87ZM229 126H231L230 124H228V127ZM253 126V125H252ZM104 127V126H103ZM202 127V126H201ZM233 127V126H232ZM248 127V126H247ZM256 127V126H255ZM56 128V127H55ZM98 128H99V126H98ZM194 128H196V127H194ZM204 128V127H203ZM220 128V127H219ZM218 128V129H219ZM226 128V127H225ZM224 127H223V131H227V129H225ZM230 128V127H229ZM228 128V129H229ZM250 128V127H249ZM101 129V128H100ZM107 129V128H106ZM128 129H130L131 131H132V129L131 128H128ZM185 129V130H184ZM214 129V131H211V132H214V133H216V130H215V128H213ZM233 129V128H232ZM232 129H230L231 131H232ZM254 129V128H253ZM57 130V129H56ZM110 130V129H109ZM207 130H209V129H207ZM250 130V129H249ZM99 131H101V130H99ZM222 131V135H225L227 132L225 131V132H223ZM229 131V130H228ZM238 131V130H237ZM251 131V130H250ZM263 134H264V129L263 130H260ZM114 132H115V130H114ZM209 132V131H208ZM221 132V131H220ZM252 132V131H251ZM187 133V132H186ZM204 133V132H203ZM217 133L219 134V130L217 131ZM230 133H233V132H230ZM230 133L228 134H226L224 137H226V139L228 140V138H227V135L229 136L230 135ZM247 133V132H246ZM103 134V133H102ZM208 135V134H207ZM220 135V134H219ZM248 135H249V133H247L246 134V136L248 137ZM71 136V135H70ZM217 136V135H216ZM245 136V135H244ZM244 136H243V138H244ZM66 137V136H65ZM73 137V136H72ZM131 137V136H130ZM218 137V136H217ZM61 138V137H60ZM134 138V137H133ZM221 138H223V137H221ZM249 138V137H248ZM97 139H98V137H97ZM101 139V138H100ZM132 139V138H131ZM173 139V138H172ZM185 139V138H184ZM245 139V138H244ZM243 139V140H244ZM89 140V139H88ZM133 140V139H132ZM137 140H138V138H137ZM179 140V141H180ZM229 141V140H228ZM88 141H78L75 145H74V147H73V149H75L76 147L75 146H77V147H81V146H85V144L87 143ZM230 142V141H229ZM263 142V141H262ZM94 143V142H93ZM117 143V142H116ZM179 143V142H178ZM183 144V143H182ZM182 144H180V146L182 145ZM111 145H112V143H111ZM145 146H147V145H145ZM142 147V146H141ZM69 148V147H68ZM147 148H148V146H147ZM98 149H100V148H98ZM132 149V148H131ZM137 149H143V148H137ZM78 150V149H77ZM183 150H184V148H183ZM137 151V150H136ZM139 151V150H138ZM142 151V150H141ZM210 151V150H209ZM95 152V151H94ZM112 152H114V151H112ZM132 152H133V150H132ZM144 152H147V151H144ZM115 153H117V152H115ZM126 153V152H125ZM212 153V152H211ZM118 155H120L119 153H117ZM127 154H130V153H127ZM126 154V156H125V158L126 157H128V155ZM138 154V153H137ZM143 154H145V153H143ZM147 154V153H146ZM262 154V153H261ZM130 155H132V154H130ZM134 155H135V157L137 156L136 154H133V157H134ZM142 155V154H141ZM259 155V154H258ZM122 156V155H121ZM149 156V155H148ZM180 156H181V153H180ZM110 157V156H109ZM108 157V158H109ZM113 157V159L115 158L114 156H112ZM117 157V156H116ZM130 157V156H129ZM134 157V158H135ZM137 157H139L140 158V156L138 155ZM136 157V158H137ZM51 158V157H50ZM133 158V159H134ZM135 158V163L133 162V164L135 165L136 164V162H139L143 157H141V159H139V161H137V159ZM150 158V157H149ZM152 158V157H151ZM123 159V158H122ZM122 159H120V160H122ZM127 159V158H126ZM131 157H130V160H128L129 162H131ZM173 159V160H172ZM181 159V158H180ZM246 159H247V157H246ZM245 159V157L240 153V151L238 150V149H236V148H233V150H232V160H233V163L236 165V167L237 168H239V170L240 171H243L244 170V176L246 175V177L247 176H249V175H255V176H257V173L259 172V169L261 168V167H264V164H262V166H259L258 165V161L261 159V157L259 158V160H256V165L254 166V167H250V166H252L251 164H250V166L249 165H247V161H245L246 160ZM262 159L263 160H261V161H263L264 162V155H262ZM107 160V159H106ZM116 160V158L114 159V161ZM120 160L119 161H117V162H119L120 163ZM125 161V160H124ZM127 160H126V162L128 163V165H129V162H128ZM145 160L143 159V162H144ZM184 161V160H183ZM90 162L91 161H88V158H87V155H85V153H83V154H81V153H78L76 156H74V160H73V164L74 165H76V166H78V167H80L81 169H82V171H83V169L84 168H86V167H88V166H90ZM98 162V161H97ZM111 162H112V159H111ZM122 162V161H121ZM141 162H142V160H141ZM141 162H140V164H141ZM148 162H150V164H152V162L153 161H149L148 160ZM92 163V162H91ZM99 163V162H98ZM108 163V162H107ZM124 163V162H123ZM147 163V162H146ZM154 163V162H153ZM164 163V162H163ZM174 163V162H173ZM177 163V162H176ZM185 163V162H184ZM254 163V162H253ZM262 163V162H261ZM100 164V163H99ZM120 164H122V163H120ZM131 164H132V162H131ZM130 164V165H131ZM145 164V163H144ZM149 164V163H148ZM154 164H156V163H154ZM167 164V163H166ZM171 164V163H170ZM201 164H202V161L200 160V159H197L193 164H192V170H194V171H199L200 170V168H201ZM249 164V163H248ZM134 165L132 166L133 167V169L132 168H129V169H131V172H132V170H135V168L137 167H135L134 168ZM153 165V164H152ZM151 165V166H152ZM175 165V164H174ZM182 165V164H181ZM185 165V164H184ZM98 166V165H97ZM123 166V165H122ZM142 166V165H141ZM146 166V165H145ZM162 166V165H161ZM177 166V165H176ZM176 166H175V168H176ZM179 166V165H178ZM183 166V165H182ZM181 166V167H182ZM101 167V166H100ZM108 167V166H107ZM124 167V166H123ZM148 167V166H147ZM146 167V168H147ZM153 167V166H152ZM184 167V166H183ZM182 167V168H183ZM127 168V167H126ZM141 168H143V167H141ZM145 168V167H144ZM172 168H174V167H172ZM90 169H92L91 167H90ZM108 169H110V167L108 168ZM147 169H149V167L147 168ZM181 169V168H180ZM242 169V170H241ZM112 170V169H111ZM123 170V169H122ZM150 170V169H149ZM174 170H177V172H178V170H179V168L178 169H174ZM186 170H187V168H186ZM98 171H101L100 169L98 170ZM124 171V170H123ZM138 171H139V169H138ZM181 171H183V169H181ZM181 171L179 170V172L181 173ZM238 171V170H237ZM142 172V171H141ZM184 172V171H183ZM182 172V173H183ZM187 172V171H186ZM246 172V173H245ZM93 173H94V171H93ZM96 174H98L99 172H95ZM130 173V172H129ZM133 173V172H132ZM136 172L134 171V174H135ZM182 173H181V175H182ZM229 173V172H228ZM241 173H243V172H241ZM83 174V173H82ZM100 174H101V172H100ZM138 174V173H137ZM187 174V173H186ZM185 174V175H186ZM230 174V173H229ZM131 175V174H130ZM184 175V174H183ZM98 176V175H97ZM97 176H95V179H96V177ZM135 176H136V174H135ZM138 176V175H137ZM136 176V177H137ZM151 176H153V175H151ZM237 176V178H238V181L240 180L239 178H241V177H238L239 175H236ZM242 176V175H241ZM63 177V176H62ZM113 177H115L114 175H113ZM122 177V176H121ZM258 177V176H257ZM109 178V181L110 182H112V180H110V177H108ZM58 179V178H57ZM93 179V178H92ZM97 179H99L98 177H97ZM242 179V178H241ZM244 179H246V180H244ZM248 179V180H247ZM88 180H91V178L90 179H88ZM101 180V179H100ZM104 180V179H103ZM108 180V179H107ZM106 179H105V182L107 181ZM134 180H135V178H134ZM155 180V179H154ZM81 181V180H80ZM99 181V180H98ZM237 181V182H238ZM257 180H256V177H252V176H250V177H247V178H243L242 179V181L240 180L239 181V187H240V193H238L240 196H241V199H243L244 198V196H246V197H252L251 195H252V193H253V195H254V191H255V189L257 188V182H256ZM85 182V181H84ZM93 182H94V180H93ZM151 183V182H150ZM153 183V182H152ZM151 183V184H152ZM261 183V182H260ZM154 184V183H153ZM259 184V183H258ZM261 185V184H260ZM95 186V185H94ZM20 187V186H19ZM17 185H11L10 187H8V190L6 191V193H4V192H2V195H3V198L6 200V202L7 203H11L12 202V196H11V194L13 195V192H15L16 194H17V191H18V193L20 192V189L21 188H19ZM138 187V186H137ZM150 187V186H149ZM194 187V186H193ZM192 187V188H193ZM238 187V188H239ZM261 187V186H260ZM86 188V187H85ZM161 188V187H160ZM190 188V187H189ZM192 188H190V189H192ZM234 188V187H233ZM4 189V188H3ZM147 189V188H146ZM105 190V189H104ZM107 190H109L110 192H112V193H115V191L113 192V189L111 190V189H107ZM107 190H106V192H107ZM156 190V189H155ZM154 190V191H155ZM158 190V189H157ZM156 190V191H157ZM189 190V189H188ZM238 190V189H237ZM82 190H80V192H81ZM155 191V193H158V192H156ZM23 192V189H22V191L20 192V193H22ZM25 192H27V191H25ZM118 192H119V190H118ZM140 192V191H139ZM164 192V191H163ZM189 192V191H188ZM24 193V192H23ZM109 193V192H108ZM107 193V194H108ZM236 193V194H237ZM120 194V193H119ZM131 194V193H130ZM152 194V193H151ZM193 194V193H192ZM122 195V194H121ZM120 195V196H121ZM153 195H154V193H153ZM156 195V194H155ZM249 195V196H248ZM255 196V195H254ZM122 197V196H121ZM237 198V197H236ZM254 198V197H253ZM253 198H252V200H253ZM257 198V199H256ZM255 202L257 203V207H258V210H260V215H261V217L260 218H262V223H263V225H264V199L262 198L261 200L258 198V197H255ZM120 200V199H119ZM124 201V200H123ZM162 201V200H161ZM254 201H253V203H255ZM259 203H261V204H259ZM256 205V204H255ZM157 206V205H156ZM9 207V206H8ZM77 208V207H76ZM142 208V207H141ZM153 208V207H152ZM151 208V209H152ZM143 210H145L144 208H143ZM142 209H140V210H138V213H137V216H142V214H144L145 212L143 211ZM146 211V210H145ZM18 212V211H17ZM109 212V211H108ZM156 212V211H155ZM18 214V213H17ZM80 214V213H79ZM128 214V213H127ZM160 214V213H159ZM158 214V215H159ZM169 214V213H168ZM180 214V213H179ZM84 215H86L85 216V218L83 217V219L84 220H80V222L79 221H77L78 223H77V225L78 224H80L81 225V223H86V224H90V225H92L91 224V221H92V218H91V220L89 219V215H90V213L88 212V211H86V213L84 214ZM37 216V215H36ZM81 216V215H80ZM94 216V215H93ZM93 216H91V217H93ZM179 216V215H178ZM97 217V216H96ZM103 217V216H102ZM106 217V216H105ZM116 217V216H115ZM94 218V217H93ZM99 218V217H98ZM16 220V219H15ZM14 219H8L7 217H1V215H0V224H2V226H4V228L6 227V228H10V229H8V230H11V231H13L14 232V234L16 235V237L15 236H13V235H8V234H1L0 235V264H20V261H19V250H18V248L16 249V248H14V247H12L10 244H8L7 243V239H12V240H14L15 239V241H20V239L22 238V236L21 235H23V234H25L27 231H28V233H29V226H28V224L27 223H22V221H15ZM118 220V219H117ZM131 220V219H130ZM147 220V219H146ZM94 221V220H93ZM103 221V220H102ZM108 221V220H107ZM156 221V220H155ZM131 222H133V221H131ZM134 223V222H133ZM115 224V223H114ZM125 224H129V223H127V221H126V223ZM131 225H132V223H130ZM89 225V226H90ZM130 225V226H131ZM135 225V224H134ZM36 226V225H35ZM83 226V225H82ZM84 226H85V224H84ZM128 227H129V225H128ZM133 227V226H132ZM140 226L138 225V228H139ZM77 228V227H76ZM109 228V227H108ZM108 228H105V232L107 231V230H109ZM141 228V227H140ZM166 228V227H165ZM74 229V228H73ZM157 229H158V227H157ZM33 230V229H32ZM80 230V229H79ZM132 230V229H131ZM92 231V230H91ZM104 231V230H103ZM152 231V230H151ZM151 231H150V233H151ZM159 231V230H158ZM6 232V231H5ZM102 232V231H101ZM108 232V231H107ZM104 233V232H103ZM126 233H127V231H126ZM96 234V233H95ZM111 234V233H110ZM124 234V233H123ZM132 234V233H131ZM161 234V233H160ZM230 234V233H229ZM31 236H35V235H33V234H30ZM114 235V234H113ZM112 235V236H113ZM122 235V234H121ZM38 236V235H37ZM132 236V235H131ZM25 237H26V234H25ZM94 237V236H93ZM97 237V236H96ZM105 237V236H104ZM134 237H135V235H134ZM160 237V236H159ZM109 238V237H108ZM127 238V237H126ZM139 238V237H138ZM149 238H151V237H149ZM112 239V238H111ZM110 239V240H111ZM114 239V238H113ZM121 239V238H120ZM123 239V238H122ZM41 240V239H40ZM54 240V239H53ZM81 240V239H80ZM104 240V239H103ZM109 240V239H108ZM110 240H109V242H110ZM135 240V239H134ZM45 241V240H44ZM56 241V240H55ZM93 241V240H92ZM113 241V240H112ZM112 241L110 242V243H112ZM128 241V240H127ZM133 241V240H132ZM131 241V243H133ZM172 241L175 243V244H177V246H180L181 245V242L180 241H182V238H181V233H177L175 236H173V238H172ZM23 242V241H22ZM24 242H27V241H24ZM82 242V241H81ZM86 243V242H85ZM94 243V242H93ZM117 243V242H116ZM121 243H123V242H121ZM134 243H135V241H134ZM180 243V244H179ZM105 244V243H104ZM129 244H130V241H129ZM136 244H138V247H140V248H142V249H146V247L149 249H151V245L153 244H151L150 242H148V240L146 241V240H144V238L142 237V239H138V242L136 243ZM151 244V245H150ZM21 245V244H20ZM28 245V244H27ZM133 245V244H132ZM154 245V244H153ZM23 246V245H22ZM128 245H126V247H127ZM130 246V245H129ZM128 246V247H129ZM24 247V246H23ZM96 247V246H95ZM92 248V247H91ZM25 249H26V251L25 252H28V250H30V252H32L33 251V249L30 247H25ZM56 249V248H55ZM54 249V250H55ZM152 250V249H151ZM169 250V251H168ZM167 251H168V253L169 254H171V255H173L174 254V250L173 249H168ZM56 251H58L57 249H56ZM61 251V250H60ZM126 251V250H125ZM166 251V252H167ZM52 252V251H51ZM55 252V251H54ZM164 252V251H163ZM56 253V252H55ZM81 253V251L79 252V254H78V256L76 257V260H74L75 262L77 261L78 263L77 264H82L83 262V259H82V255L80 254ZM134 252H130V251H127V253H126V257L127 258H132V254H133ZM26 254V253H25ZM52 254H53V252H52ZM176 254V253H175ZM192 254V253H191ZM58 255H59V253H58ZM138 256H140V255H138ZM39 257V256H38ZM66 257V256H65ZM117 257V256H116ZM137 257V256H136ZM152 257V256H151ZM149 258V257H144V259H143V261H141L140 262V264H153V258ZM162 257V254H161V256H160V258ZM177 257V256H176ZM192 257V256H191ZM63 258V257H62ZM173 258V257H172ZM176 259L177 258H174V260L176 261ZM160 260L161 259H159V261L158 262H160ZM164 260V259H163ZM137 262V261H136ZM173 262V261H172ZM185 262V261H184ZM28 263V262H27ZM138 263H139V261H138ZM190 263H192L191 261L189 262V264ZM75 264V263H74ZM159 264V263H158ZM175 264V263H174Z\"/></svg>", "mask_w": 264, "mask_h": 264}, {"label": "crops", "instance_id": "3", "mask_svg": "<svg viewBox=\"0 0 264 264\" xmlns=\"http://www.w3.org/2000/svg\"><path fill=\"white\" fill-rule=\"evenodd\" d=\"M261 143L254 142L247 149L250 157L259 153ZM223 156L216 153L213 161L200 159L199 171L205 168L204 173L189 171L191 186H184L172 200L171 213L190 221L184 223L188 229L180 233L186 238L184 246L195 250L192 264H263L259 233L245 212L237 208L230 181L232 167Z\"/></svg>", "mask_w": 264, "mask_h": 264}]
</instances>
